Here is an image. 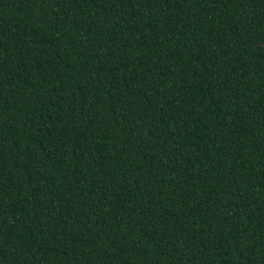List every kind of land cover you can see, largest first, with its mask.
Segmentation results:
<instances>
[{"label": "trees", "instance_id": "16d2710c", "mask_svg": "<svg viewBox=\"0 0 264 264\" xmlns=\"http://www.w3.org/2000/svg\"><path fill=\"white\" fill-rule=\"evenodd\" d=\"M0 264H264V0H0Z\"/></svg>", "mask_w": 264, "mask_h": 264}]
</instances>
